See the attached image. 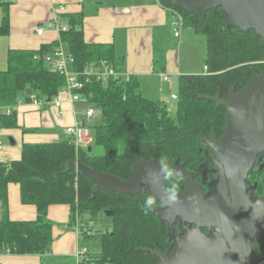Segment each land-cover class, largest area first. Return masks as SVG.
I'll return each instance as SVG.
<instances>
[{
	"label": "trees",
	"instance_id": "trees-1",
	"mask_svg": "<svg viewBox=\"0 0 264 264\" xmlns=\"http://www.w3.org/2000/svg\"><path fill=\"white\" fill-rule=\"evenodd\" d=\"M166 10L184 17V27L193 29L207 39V56L203 75H183L179 79L176 115L156 101L140 93L137 79L119 82L113 79L99 82L95 74L104 66L121 69L114 44H92L85 39L82 15L69 19L70 29L60 32V41L42 45L39 50L13 49L8 53V68L0 72V130L18 129L15 110L21 102L32 104L35 96L50 105L57 98L66 78L55 69V52L66 44L73 56L70 70L77 74L84 89L85 104H92L100 111L103 123L94 127L92 152L76 150L71 139L46 144H24L19 161L0 163V248L14 255L44 256L52 251L53 224L48 211L54 205H67L71 209L69 228H75L78 220L100 221L105 211H112L113 228L98 235L83 233L84 240L98 239L101 252L87 257L81 264H154L157 260L146 248L162 251L168 248L166 225L155 212L147 215L142 210L145 194L127 196L111 192H99L94 196L96 184L77 169V161L85 166L111 174L122 180L129 176L131 166L139 154L150 160L167 157L169 165L177 156L183 159L197 158L203 147L202 138L214 130L217 136L224 134L226 109L217 107L204 96L226 95L234 85L242 90L252 75L264 73V45L253 31L228 28L221 8L201 15L195 11L185 16L176 0H157ZM4 17L0 24V37L10 34V4L2 3ZM33 95L28 96V90ZM24 132H28L24 130ZM96 148L103 154L94 156ZM255 169L248 182L258 184V193L264 196V173ZM10 184L20 186L23 205L37 209L35 221H12L9 216ZM91 230L90 227H88ZM93 232V231H92ZM264 254V240L257 248ZM2 264V263H0Z\"/></svg>",
	"mask_w": 264,
	"mask_h": 264
},
{
	"label": "crops",
	"instance_id": "crops-1",
	"mask_svg": "<svg viewBox=\"0 0 264 264\" xmlns=\"http://www.w3.org/2000/svg\"><path fill=\"white\" fill-rule=\"evenodd\" d=\"M10 15V34L0 37V72L8 68L10 50H39L42 45L59 42L60 33L48 26L53 20L70 29L69 19L82 15L83 22L79 27L84 31L86 41L114 44L122 63L121 69L138 80L140 93L149 100L162 101L167 109L163 88L170 90L176 79L179 86V79L184 74H206L205 66L201 71L208 51L206 37L187 27H184L180 37H176L172 25L174 14L164 9L157 0H16L10 6ZM3 17L4 10L0 6V24ZM40 28L44 29L43 36L37 34ZM183 51L186 58H183ZM164 76H168L170 81H165ZM62 90L56 98L64 101L61 108H56L54 102L44 107L26 104L21 95V102L15 109L19 128L0 130L3 146L0 163L19 161L24 144L56 143L68 139L66 128L81 119L85 108L82 105L84 102L72 105L70 94ZM173 96L177 94L172 95L175 99ZM8 137H13L16 144L4 145L3 138ZM8 193L12 221L37 219L36 207L21 203L19 185L10 184ZM2 215L0 204V219ZM70 218L69 206H51L48 211V220L53 224L51 253L44 256L12 254L3 256L1 263L81 264L77 252L85 247L87 240H81L77 231L68 227Z\"/></svg>",
	"mask_w": 264,
	"mask_h": 264
},
{
	"label": "water",
	"instance_id": "water-1",
	"mask_svg": "<svg viewBox=\"0 0 264 264\" xmlns=\"http://www.w3.org/2000/svg\"><path fill=\"white\" fill-rule=\"evenodd\" d=\"M175 4L184 9L185 16L195 11L204 16L221 8L228 28L253 31L264 45V0H176ZM27 95L32 96L33 90ZM203 98L226 109L223 137L218 139L214 130L211 138L199 137L211 152V169L217 179L206 194L189 175L191 185L178 194V201L157 211L159 220L169 224L171 235L173 221L180 218L181 233L173 237L166 253L159 246L143 251L157 256L156 264H258L264 260V254L255 252L264 240V196H258L257 186H250L248 179L264 156V73L253 74L240 92L231 85L225 100L220 93ZM155 162H144L138 155L127 180L93 170L80 161L76 164L79 172L95 182L94 196L105 191L136 196L143 188L156 191L142 179L145 168ZM105 214L114 216L112 211Z\"/></svg>",
	"mask_w": 264,
	"mask_h": 264
},
{
	"label": "built area",
	"instance_id": "built-area-1",
	"mask_svg": "<svg viewBox=\"0 0 264 264\" xmlns=\"http://www.w3.org/2000/svg\"><path fill=\"white\" fill-rule=\"evenodd\" d=\"M8 3L13 5L16 3V0H0V4ZM63 9V8H62ZM174 21L173 27L175 29V36L180 37L182 30L184 29V17L179 13H174ZM49 28L52 30H57L60 32H67L69 28L62 23H59L58 20H53L48 24ZM38 36H43L44 29L40 28L37 30ZM47 62H54L55 69L59 71L66 78V86L63 88V93L70 94V103L72 105H78L83 103V95L79 93V91L84 89V83L80 82L77 74L73 73L70 70L71 63L73 62V56L71 54L66 53L62 48L58 49L53 59L51 57L47 58ZM88 75H95L99 82H106L111 79L119 82H130L132 80V76L127 72L120 71L118 68L112 66H104V68L98 72L94 73L90 71ZM165 81H170L168 76L163 77ZM33 104L44 107L46 104L40 100H38L35 96H32ZM173 98L177 99V96H173ZM55 107L61 108L64 105V101L62 99L54 100ZM84 105L85 114L83 117L73 126L66 128L65 135L68 139L72 140V143L76 147V150H87L94 142V135L91 131L90 123L97 118V111L92 104H82ZM0 149H2V145L0 143ZM77 233L80 235V239H83V233H87L86 224L82 223V221L78 220L74 228ZM89 250L87 248H80L77 252V257L82 261L87 260ZM12 255L10 251H4L0 248V263L1 258L3 256ZM258 264H264V260Z\"/></svg>",
	"mask_w": 264,
	"mask_h": 264
},
{
	"label": "flooded vegetation",
	"instance_id": "flooded-vegetation-1",
	"mask_svg": "<svg viewBox=\"0 0 264 264\" xmlns=\"http://www.w3.org/2000/svg\"><path fill=\"white\" fill-rule=\"evenodd\" d=\"M240 91L241 90H236V88H235V92H240ZM229 93H230V89H229L228 93L226 95H224V96H222L221 93H220V98L221 99H224V100L227 99L228 96H229ZM223 135L222 136H217L216 135V137L218 139H221L223 137ZM211 136H212V133L209 136H206L205 138H211ZM199 137H201V136L199 135ZM200 142L202 143L203 147H201L198 150V152H197L198 153L197 154V158H192L191 160L190 159H186V158L183 159L179 155L174 160V164L172 165V167L181 169L183 171V174H184V179H183V181H181V183L179 185V193H183L184 191H186L190 187L191 180L189 178V175H191V179H192L193 183L196 186L201 187L206 194L213 187V183L217 179V176L215 175V173L211 169V161L209 159V156H210L211 152L208 150V146H207L206 143L202 142L201 140H200ZM138 155L139 154L136 155L135 161L132 164L131 169H132L133 165L136 163L137 156ZM141 160L144 161V162H150V161H153V160L154 161H157L158 159L152 158L150 160H144V159H141ZM255 169H258V172H260V173H261V170L264 169V156H263V159L261 160V162L259 163V165ZM262 172L264 173V171H262ZM249 185L250 186H253V187L258 186L257 183L252 184L251 182L249 183ZM257 189H258V187H257ZM141 194H146V189L145 188H143L142 192L140 194H138V195H141ZM257 194H258V196H261V195H259L258 190H257ZM138 195H136V196H138ZM160 208L161 207H158L154 211L156 215H158V212L157 211ZM158 217H159V215H158ZM181 223L182 222H181V219L180 218H176L173 221L174 233H172V235H171L170 230H169V224L166 223V222L163 223V224L166 225V232H167V237H168V243H169V245H168V248L165 251H162L161 248H160V246L157 245V246H159V248H160V250H161L162 253H166V252H168L171 249V247H172V245L174 243L173 237L181 233V231H180ZM186 226H188V225H186ZM202 230L206 234L209 233L208 229H206V228H203ZM157 246H156L155 249H152V248H149V249L156 250L157 249ZM258 246L256 247L255 252H256L257 255H260L258 253V250H257ZM153 256H155V255H153ZM155 258H156L157 261L154 264H156V263L159 262V259L157 258V256H155Z\"/></svg>",
	"mask_w": 264,
	"mask_h": 264
},
{
	"label": "clouds",
	"instance_id": "clouds-1",
	"mask_svg": "<svg viewBox=\"0 0 264 264\" xmlns=\"http://www.w3.org/2000/svg\"><path fill=\"white\" fill-rule=\"evenodd\" d=\"M146 186L156 191L145 194L142 210L147 215L158 207L178 201L179 185L184 179L183 171L169 165L167 157H160L154 165L145 168L142 177Z\"/></svg>",
	"mask_w": 264,
	"mask_h": 264
},
{
	"label": "rangeland",
	"instance_id": "rangeland-1",
	"mask_svg": "<svg viewBox=\"0 0 264 264\" xmlns=\"http://www.w3.org/2000/svg\"><path fill=\"white\" fill-rule=\"evenodd\" d=\"M62 48L66 52H68V50H69V48L66 44H63ZM182 54H183V58H186L185 57V51H183ZM182 64L184 65L185 62H183ZM204 66H205V62L203 64L201 71H204ZM184 75H189V74H184ZM196 75H201V74H196ZM163 89L165 91V93H164L165 101H166V104L169 108L168 112H170V115H172V116L176 115L178 100L172 99V95H174V93H176L178 95V93H179L178 79H176L175 83L173 85H171V88H169L170 90H168V88H163ZM152 101H155V100L153 99ZM156 102L161 103L162 101H156ZM96 111H97V118L90 123L91 131H92L93 135H94V127L97 125H101L103 123L100 111L98 109ZM84 114H85V112L83 111L82 117ZM11 138H13V137L3 138L4 145H8V146L11 145V140H10ZM14 141H15V139H14ZM2 148H3V146H2ZM102 154H103V150L101 148H96L94 153H93L94 156H101ZM108 219H110V218H108L104 212L103 214H101L99 222L88 221V225L85 223L87 226V235H89V236H91L93 234L98 235L97 234L98 232H105L108 229L111 230L113 228V226H112L111 221H109ZM88 227H90L93 232L90 231V229ZM82 240H84V239H82ZM84 244H85L84 245L85 247L89 248V249L88 248L87 249L90 251V253H88V254H90V257L94 258L100 254L101 246H100V242L98 241V239L92 238V240H87V242H85Z\"/></svg>",
	"mask_w": 264,
	"mask_h": 264
}]
</instances>
